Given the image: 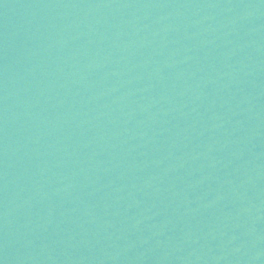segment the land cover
<instances>
[{
	"label": "water",
	"instance_id": "water-1",
	"mask_svg": "<svg viewBox=\"0 0 264 264\" xmlns=\"http://www.w3.org/2000/svg\"><path fill=\"white\" fill-rule=\"evenodd\" d=\"M0 264H264V0H0Z\"/></svg>",
	"mask_w": 264,
	"mask_h": 264
}]
</instances>
